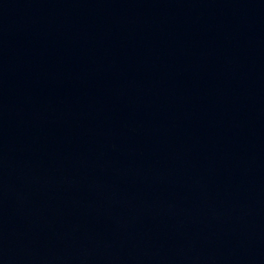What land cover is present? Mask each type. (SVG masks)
Returning a JSON list of instances; mask_svg holds the SVG:
<instances>
[{
    "label": "water",
    "instance_id": "obj_1",
    "mask_svg": "<svg viewBox=\"0 0 264 264\" xmlns=\"http://www.w3.org/2000/svg\"><path fill=\"white\" fill-rule=\"evenodd\" d=\"M0 264H264V0H0Z\"/></svg>",
    "mask_w": 264,
    "mask_h": 264
}]
</instances>
